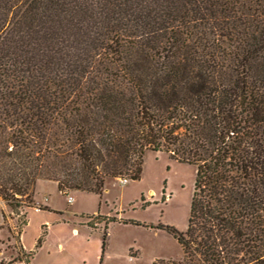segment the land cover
Returning <instances> with one entry per match:
<instances>
[{"label":"trees","instance_id":"trees-1","mask_svg":"<svg viewBox=\"0 0 264 264\" xmlns=\"http://www.w3.org/2000/svg\"><path fill=\"white\" fill-rule=\"evenodd\" d=\"M147 151L194 168L187 226L103 217L102 250L122 223L176 241L180 260L152 264H264V0H0L11 210L40 180L63 195L136 181Z\"/></svg>","mask_w":264,"mask_h":264},{"label":"rangeland","instance_id":"rangeland-1","mask_svg":"<svg viewBox=\"0 0 264 264\" xmlns=\"http://www.w3.org/2000/svg\"><path fill=\"white\" fill-rule=\"evenodd\" d=\"M125 180L126 183L121 184V181ZM193 180L192 166L170 160L164 153L147 151L143 158L140 177L136 181H130L128 178H109L105 181L101 195L79 191L63 195L57 191L55 183L40 180L42 184L38 186L35 184L30 198L24 199V203L38 207L34 203L37 193L39 200L46 196L48 204L57 208L81 211L83 212L81 215L92 216L94 212L101 216L107 215L93 220L94 228L100 229L92 234L89 243L77 238L69 241L67 248L71 257L68 262L72 264H152L157 259L176 261L181 259L182 254L170 234L131 224L108 225V236L102 250V233L106 222L103 217L168 225L179 232H184ZM69 195L76 200L74 204L67 203ZM42 211L54 214L51 210ZM34 212L36 211L30 210L27 215L26 207H23L15 213L0 197V260L8 259L4 264L9 262L25 264L22 259L18 260V254L14 251L18 252L17 238L22 229L20 223L24 221L28 224L30 219L28 239L40 229L42 219L39 215H43L44 212L40 214ZM15 225H18L16 230L13 229ZM52 261V264H59L63 259L61 255L54 253Z\"/></svg>","mask_w":264,"mask_h":264},{"label":"crops","instance_id":"crops-1","mask_svg":"<svg viewBox=\"0 0 264 264\" xmlns=\"http://www.w3.org/2000/svg\"><path fill=\"white\" fill-rule=\"evenodd\" d=\"M37 186L42 184L41 181H38ZM34 203L39 207H47L50 211H42L35 207H30L26 209V214L28 215L30 210H34L36 214H40L42 212L43 215H39V218L42 219L40 229L37 230L36 233L31 234V239L29 238V229L28 224L30 223V219L28 220V224H26L17 241V246L20 250V255L23 257V260L27 259L28 264H52V255L57 253L61 255L63 259L62 263L59 264H72V262H68V259L71 257L68 252L69 241L77 238L80 240H84V242H88L89 239L93 236L92 234L100 229V227L91 228L87 225V220H79V215H81V211L76 210H66L54 207L49 203L48 197H43L42 200L37 198V193H35ZM68 198H71L72 201L69 203ZM67 198L68 204H74L76 200L72 198L70 195ZM93 215H97L99 213L94 212ZM89 215V214H88ZM92 215V216H93ZM101 215V214H99ZM38 216V215H37ZM107 216V215H102ZM119 218V217H117ZM27 220V218H26ZM115 223H111L112 225ZM7 231V230H6ZM41 232H44L43 240L40 245L36 247L37 241L41 236ZM8 233V232H7ZM88 238V240H87ZM89 243V242H88ZM18 254L17 251H14ZM32 255L28 257V254ZM69 256V257H68ZM13 258V257H12ZM10 260V259H9ZM8 259L0 260V264L7 263ZM56 264V263H54ZM58 264V263H57Z\"/></svg>","mask_w":264,"mask_h":264},{"label":"built area","instance_id":"built-area-1","mask_svg":"<svg viewBox=\"0 0 264 264\" xmlns=\"http://www.w3.org/2000/svg\"><path fill=\"white\" fill-rule=\"evenodd\" d=\"M125 183H126V180H125V181H121V184L124 185ZM71 201H72V199H71V198H68V202L70 203ZM35 208L38 209V207H35ZM17 226H18V225H15V226L13 227V229L16 230V229H17Z\"/></svg>","mask_w":264,"mask_h":264}]
</instances>
